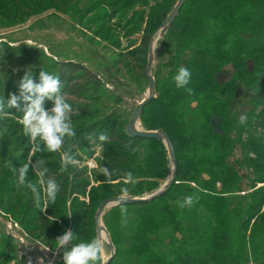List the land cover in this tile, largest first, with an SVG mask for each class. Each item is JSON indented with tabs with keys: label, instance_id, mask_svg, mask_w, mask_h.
Masks as SVG:
<instances>
[{
	"label": "trees",
	"instance_id": "16d2710c",
	"mask_svg": "<svg viewBox=\"0 0 264 264\" xmlns=\"http://www.w3.org/2000/svg\"><path fill=\"white\" fill-rule=\"evenodd\" d=\"M177 2L73 0L74 7H112L94 20L112 44H118L119 35L141 30L135 55L143 61ZM161 41L166 61L152 75L154 98L144 106L138 125L171 141L174 180L160 196L117 205L102 216L114 250L109 264H264V187L257 188L264 184V0H185ZM180 66L192 73L191 95L172 80ZM141 73L148 83L146 66ZM238 90L242 95L237 98ZM241 114L247 116L243 124ZM214 119L220 121V134L213 129ZM125 132L108 138L120 146L110 165L126 175L128 184L91 189L88 204L73 207L70 230L76 239L63 252L89 241L92 232L96 238L94 217L102 202L121 199L125 187L124 199L145 198L170 173L162 142ZM73 175L77 190L85 192L84 174ZM186 195L199 199L190 208L178 207ZM121 208L126 209L123 215ZM48 227L58 229L40 221V229ZM60 259L57 264H63Z\"/></svg>",
	"mask_w": 264,
	"mask_h": 264
},
{
	"label": "rangeland",
	"instance_id": "374dc122",
	"mask_svg": "<svg viewBox=\"0 0 264 264\" xmlns=\"http://www.w3.org/2000/svg\"><path fill=\"white\" fill-rule=\"evenodd\" d=\"M111 10L96 3L74 7L73 0H0V102L6 106L9 94H18V81L27 71H31L34 81L41 70L59 76L65 100L73 108L69 115L75 131L73 137L65 138L60 152L70 150L77 160L61 171L60 152L30 154L32 145L22 134L20 123L22 107L4 108L0 115V264H57L63 249L49 238L70 229L73 207L88 204L91 189L128 184L126 175L110 165L120 154V146L108 137L125 132L144 99L148 83L141 68L148 59L143 61L135 55L140 48L141 30L126 34L127 38L119 35L118 44L106 39L94 20L101 17L100 11L108 15ZM163 49L160 38L154 47L151 76L166 61ZM226 77L222 75L221 79ZM237 92L238 98L242 94ZM51 105L45 100L43 107L47 110ZM101 133L107 136L104 142L97 139ZM40 147L43 149L42 144ZM24 163L29 168L25 184L21 185L18 169ZM101 167L108 169L107 176L100 172ZM43 169L45 180L57 182V194L66 192L65 196L57 195L55 203L41 201V207H37L36 195H42L37 171ZM171 169L172 166L152 194L166 183ZM76 173L85 176L81 184L88 186L83 193L77 190L79 182L72 181ZM27 181L37 184L36 195L27 188ZM41 220L57 231L51 227L40 229ZM101 236L99 261L103 264L111 251L105 235ZM92 237L97 239L93 232L88 240Z\"/></svg>",
	"mask_w": 264,
	"mask_h": 264
},
{
	"label": "clouds",
	"instance_id": "9594fccd",
	"mask_svg": "<svg viewBox=\"0 0 264 264\" xmlns=\"http://www.w3.org/2000/svg\"><path fill=\"white\" fill-rule=\"evenodd\" d=\"M192 78L191 71L183 66L176 69L172 80L177 89H183L191 95L192 89L188 87ZM18 94H9L7 105L0 102V115L4 108L22 107L23 116L20 121L22 125V134L26 136L32 145L30 154L40 151L60 152L61 146L66 137H73L75 131L70 119V113L73 111L72 105L65 100L62 92V84L59 76L47 71H39L38 79L34 81L31 71L25 72L17 84ZM0 97V101H2ZM49 100L52 105L49 109L43 107L44 101ZM20 102V103H18ZM247 116L241 114L238 121L243 124ZM99 142L107 140L103 133L97 137ZM43 145L41 149L40 145ZM61 171H65L69 166L75 165L77 160L70 150L60 152ZM28 163L22 164L18 169V180L21 185L25 184L28 174ZM46 169L37 171V184L42 186V195H36L37 184L27 181V188L36 195L37 207H41V201L48 204L55 203L57 199L58 184L55 180L49 178L45 180L44 173ZM100 172L107 176L109 174L106 167H101ZM131 178V173L128 174ZM121 201L127 194L128 189L121 188ZM199 197L195 195H186L178 201V207H191L194 200ZM123 215L126 209H120ZM76 239L72 230H66L54 241L57 248H63L69 241ZM100 243L97 239L87 242H79L72 245L62 254L63 264H96L100 256Z\"/></svg>",
	"mask_w": 264,
	"mask_h": 264
},
{
	"label": "water",
	"instance_id": "95a60500",
	"mask_svg": "<svg viewBox=\"0 0 264 264\" xmlns=\"http://www.w3.org/2000/svg\"><path fill=\"white\" fill-rule=\"evenodd\" d=\"M185 0H178V2L176 3L175 7L173 8L172 12L170 13L169 17L164 21V23L161 25L160 31L158 33V35L156 36V38L150 42L149 45V52H148V61H147V65H146V76L148 78V88H147V93L144 97V99L138 104V106L136 107L128 125L126 128V132L127 135L131 138H140V139H147V140H156L159 142H162L167 150V154L169 157V160L171 162V174L169 176V179L166 181V183L155 193H153L152 195H150L149 197H145L142 199L139 198H134V199H123V201H121V199H108L105 200L104 202H102L96 213H95V217H94V226H95V235L97 240L101 241L102 240V233H104L105 235V239H106V244L109 246L110 248V256L109 258L106 259V261H104L103 264H109V262L112 260L113 256H114V251L111 245V241L110 238L108 236V234L105 231V228L102 224V216L104 214V212L112 207H115L117 205H126V204H130V203H134V202H138V201H149L157 196H160L166 189H168L170 187V185L172 184L173 180H174V173H175V166H176V159H175V154H174V150L171 144V141L169 140V138L164 134V133H158V132H144L141 131L139 129V118L141 115V112L144 108L145 105H147L153 98H154V94H155V83H154V79L151 76V69H152V62H153V52H154V47H155V43L158 39L162 38L165 33L167 32V30L171 27L173 21L175 20V18L177 17L181 7L183 6ZM251 66L252 64L250 62L247 63V67L249 70H251ZM238 93H236V96H238ZM212 126L213 129L216 133L220 134V121L217 119H214L212 121Z\"/></svg>",
	"mask_w": 264,
	"mask_h": 264
},
{
	"label": "bare ground",
	"instance_id": "6f19581e",
	"mask_svg": "<svg viewBox=\"0 0 264 264\" xmlns=\"http://www.w3.org/2000/svg\"><path fill=\"white\" fill-rule=\"evenodd\" d=\"M102 234H104V233H102Z\"/></svg>",
	"mask_w": 264,
	"mask_h": 264
}]
</instances>
